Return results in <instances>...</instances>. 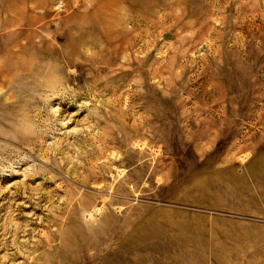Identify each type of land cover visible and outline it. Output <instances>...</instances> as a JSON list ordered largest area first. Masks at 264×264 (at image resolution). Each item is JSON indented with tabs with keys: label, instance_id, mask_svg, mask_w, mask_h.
I'll return each mask as SVG.
<instances>
[{
	"label": "rangeland",
	"instance_id": "1",
	"mask_svg": "<svg viewBox=\"0 0 264 264\" xmlns=\"http://www.w3.org/2000/svg\"><path fill=\"white\" fill-rule=\"evenodd\" d=\"M0 264H264V0H0Z\"/></svg>",
	"mask_w": 264,
	"mask_h": 264
}]
</instances>
